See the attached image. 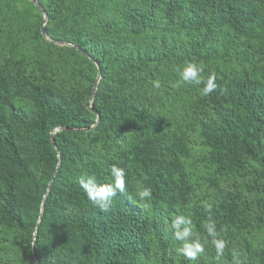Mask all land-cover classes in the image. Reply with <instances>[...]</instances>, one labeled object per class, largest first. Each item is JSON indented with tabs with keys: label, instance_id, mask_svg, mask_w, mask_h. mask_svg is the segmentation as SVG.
<instances>
[{
	"label": "trees",
	"instance_id": "trees-1",
	"mask_svg": "<svg viewBox=\"0 0 264 264\" xmlns=\"http://www.w3.org/2000/svg\"><path fill=\"white\" fill-rule=\"evenodd\" d=\"M36 1L0 0V264H264V0Z\"/></svg>",
	"mask_w": 264,
	"mask_h": 264
},
{
	"label": "clouds",
	"instance_id": "clouds-1",
	"mask_svg": "<svg viewBox=\"0 0 264 264\" xmlns=\"http://www.w3.org/2000/svg\"><path fill=\"white\" fill-rule=\"evenodd\" d=\"M177 74L179 80L184 84L196 85L199 86L203 84V87L199 89L202 96H209L217 88L215 82V76L209 75L205 80L202 76L204 71L203 66L197 65L193 62H187L183 67L177 68ZM153 88H160V82L154 80L152 82ZM111 174L113 177L112 184H105L97 186L94 182L93 177L81 178L80 184L84 189L87 198L93 203L94 206L98 207L102 211H108L113 198L117 195V192H125V172L122 168H119L115 165L111 167ZM137 196L141 200L150 199L152 195L151 187L144 186L142 183L138 186ZM207 231L209 236L212 237V244L215 247L217 256L223 255L224 249L226 247V241L218 239V233L213 224L207 225ZM187 232H185V235ZM178 238H183L178 233ZM181 252L185 254L189 259H196L198 253L203 252V247L199 243L194 246L185 245L180 249Z\"/></svg>",
	"mask_w": 264,
	"mask_h": 264
},
{
	"label": "water",
	"instance_id": "water-1",
	"mask_svg": "<svg viewBox=\"0 0 264 264\" xmlns=\"http://www.w3.org/2000/svg\"><path fill=\"white\" fill-rule=\"evenodd\" d=\"M31 2H33L37 7H39L40 9H41V11H42V13L44 14V18H46V13H45V11H44V9L40 6V4L36 1V0H30ZM40 30H41V33L43 34V35H46V32L44 31V28H43V25L41 24L40 25ZM99 77V73H98V76H97V78ZM95 86H96V83L94 84V89H95ZM94 94V90L92 91V95ZM52 180V179H51ZM51 180L49 181V183L48 184H50L51 183Z\"/></svg>",
	"mask_w": 264,
	"mask_h": 264
},
{
	"label": "rangeland",
	"instance_id": "rangeland-1",
	"mask_svg": "<svg viewBox=\"0 0 264 264\" xmlns=\"http://www.w3.org/2000/svg\"><path fill=\"white\" fill-rule=\"evenodd\" d=\"M16 7H18V10H23L24 8V4H23V2L22 1H18L17 3H16ZM46 21H47V16H46V18H44L43 17V21H42V25H43V28H44V25L46 24ZM57 44H59V45H68L69 46V44L68 43H64V42H59V43H57ZM99 78V77H98ZM98 78H97V80H98Z\"/></svg>",
	"mask_w": 264,
	"mask_h": 264
}]
</instances>
